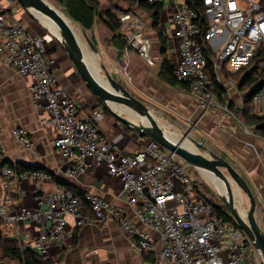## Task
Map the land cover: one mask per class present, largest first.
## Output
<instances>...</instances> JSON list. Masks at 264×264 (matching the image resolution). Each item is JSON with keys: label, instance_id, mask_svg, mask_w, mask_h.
<instances>
[{"label": "built area", "instance_id": "built-area-1", "mask_svg": "<svg viewBox=\"0 0 264 264\" xmlns=\"http://www.w3.org/2000/svg\"><path fill=\"white\" fill-rule=\"evenodd\" d=\"M156 1L170 2L174 8L162 30L177 41L175 80L187 86L203 112L221 109L224 115L232 114L227 104L229 89L237 88L239 81L232 76L226 78L223 72L249 68L254 56L264 52V0H202L203 12L187 0L150 3ZM120 19L126 46L124 62L127 52L136 49L153 64L152 42L144 34L143 18L129 10L122 12ZM0 63L30 78L32 103L36 110H47L48 121L57 131L54 147L70 162L67 175L81 174L90 159L105 164L120 178V195L132 206L136 220L133 222L116 202L98 193L86 192L79 197L61 184L52 192L36 191L34 208H14L16 180L52 182L55 178L45 170L19 173L8 164L0 165V221L16 236L22 222L43 224L31 250L46 254L52 246L73 238L76 228L88 222L113 220L129 238L130 246L142 252L155 249L151 232L159 233L158 264H258L253 243L244 230L232 216L216 215L215 204L197 190L188 162L176 161V154L155 141L133 154L118 151L97 125L104 117L101 106H96L90 116L79 117L78 102L53 70L56 58L47 54L46 37L32 35L20 23L8 24L6 7L1 4ZM259 69H264V60ZM217 85L223 88L220 97L227 100L225 104L215 91ZM248 106L254 112L264 108V86L251 96ZM248 129L256 131L254 126ZM12 133L20 144L32 149L33 140L26 129L15 128ZM3 159L0 146V163ZM69 216L74 219L71 228Z\"/></svg>", "mask_w": 264, "mask_h": 264}, {"label": "crops", "instance_id": "crops-1", "mask_svg": "<svg viewBox=\"0 0 264 264\" xmlns=\"http://www.w3.org/2000/svg\"><path fill=\"white\" fill-rule=\"evenodd\" d=\"M99 1L101 8L108 7V3L103 5L102 0ZM0 4L6 7L8 24L20 23L32 35L46 37L47 54L56 58L53 70L60 84L78 102L79 117L86 118L96 106H101L104 117L97 125L118 151L133 154L150 144L152 140L135 129L141 119L138 112L121 100L108 99L97 93L78 73L61 43L54 44V37L58 33L50 24V20L18 0H0ZM173 9L172 3H164L161 28L168 24ZM131 10L137 12L144 20V34L152 42L153 64H149L136 49L127 52L124 62L125 48L119 49L117 41H113L114 33L99 16L90 29L75 21L68 11V19L64 20L73 32L83 58L101 84L107 85L106 74H110L140 101L160 128H165L175 137L190 132L193 138L204 143L235 168L255 197V216L264 233V131L248 129L251 125L243 120L241 111L245 106L246 92L239 84L237 88L229 89L230 102L224 98L222 104L227 102L234 111L232 114L224 115L221 109L203 112L186 85L178 83L175 78L174 83L166 79L165 60L173 66V62L178 58L176 39L166 37L167 48L164 51L151 17L138 7ZM52 27L57 34H54ZM121 36L123 38V30ZM121 62L125 67L124 71L120 67ZM30 82L29 77L22 76L14 68L0 63V146L4 159L18 166V169L37 168L35 170L48 171L64 180L73 191L81 193V196L86 192L98 193L116 202L121 211L135 222L132 206L120 195V178L112 175L105 164H97L90 159L81 174L76 177L67 175L70 162L63 159L55 149L57 131L48 121L47 110H36L34 107L28 92ZM219 91L222 92L221 89ZM257 114L263 115L264 108ZM15 128L27 130L33 140L32 149L25 148L13 136L12 131ZM195 182L199 186L197 190L205 195L199 185L201 183ZM58 185L56 178L52 182L30 178L16 180L13 186L14 208L23 205L34 208L36 191L43 189L52 192ZM232 185L235 184L229 186L230 191ZM243 203L249 208L247 196ZM67 221L70 228L74 226L72 216H69ZM42 225L33 221L22 222L18 225L17 236L7 228L4 239L16 240L20 249L25 251L30 249V245L43 230ZM151 233L155 239V249L142 252L130 246L129 238L116 221L88 222L76 228L74 237L68 238L63 244L52 246L46 254L36 253L51 264H158L160 234L155 231ZM254 254L258 264H264V257L255 248ZM0 264L21 263L6 256L0 247Z\"/></svg>", "mask_w": 264, "mask_h": 264}, {"label": "water", "instance_id": "water-1", "mask_svg": "<svg viewBox=\"0 0 264 264\" xmlns=\"http://www.w3.org/2000/svg\"><path fill=\"white\" fill-rule=\"evenodd\" d=\"M21 4L31 7L41 12L55 26L60 43L72 60L78 73L84 80L100 95L108 99H118L132 106L140 116V122L135 125V129L143 136H147L152 141L159 143L162 147L180 156L189 164L196 166L205 172L208 179L214 184L222 202L228 208L231 216L236 223L244 230L253 243V246L264 257V233L255 216L256 201L255 197L244 178L235 168L222 156L208 148L204 143L185 133L180 140L174 141L161 133L158 126L149 112L144 108L140 101L134 97L130 91L110 74H106L107 85L101 84L94 76L91 67L83 58L74 34L67 22L43 0H18ZM189 139L195 148L184 146V142ZM201 151H204L202 153ZM222 169H226L224 174ZM236 184L247 196L249 208L242 211L234 203L230 194L229 186ZM221 188V190L219 189Z\"/></svg>", "mask_w": 264, "mask_h": 264}, {"label": "trees", "instance_id": "trees-1", "mask_svg": "<svg viewBox=\"0 0 264 264\" xmlns=\"http://www.w3.org/2000/svg\"><path fill=\"white\" fill-rule=\"evenodd\" d=\"M67 9L70 16L78 21L84 28L90 29L93 27L96 21V17L99 16L105 25L114 33L113 41H117L118 47L120 50H123L125 46V40L122 38L121 33L123 30V24L120 19V15L122 12L129 11L133 8V6L138 7L142 11H145L152 19V23L154 29H156L159 39L161 41L163 50L166 51L167 48V38L163 34V30L160 27L161 14L164 9V3L160 1H156L154 3H150V0H120L127 3H130L132 7H119L117 4L110 5L106 8H101V4L99 0H59ZM190 5H192L199 12H203L202 0H187ZM109 2V1H108ZM119 13V14H117ZM203 42V41H202ZM205 45V42H204ZM264 60V52H258L251 61V66L249 68H242L241 70L232 73L224 71V75L226 78L232 76L238 79L239 87L241 89H246L245 96V106L241 111L243 120L245 123L254 126L256 131H264V114L259 115L254 112L249 106V100L251 96L256 93L259 89L264 86V69H259L260 62ZM164 72L166 73V79L174 83L173 76V66L166 59L164 63ZM215 76V74H214ZM219 89L223 90L222 87L218 86L215 88L216 93L219 96V99L223 101L220 97ZM10 165L17 170V172L21 173L25 170H35L37 168H28V169H18V166H15L11 162H8L6 159H3L0 165ZM56 181L64 186L67 189H71V187L59 177H56ZM73 191V190H72ZM79 197L81 193L73 191ZM213 202V200L211 199ZM214 203V202H213ZM215 204V212L218 216H224L225 218L231 219V214L222 206H218ZM7 233V227L4 225L2 221H0V247L5 251L6 256L12 259H17L21 264H51V262L42 259L36 252L31 249H27L22 251L18 246V243L14 239H4V235Z\"/></svg>", "mask_w": 264, "mask_h": 264}, {"label": "rangeland", "instance_id": "rangeland-1", "mask_svg": "<svg viewBox=\"0 0 264 264\" xmlns=\"http://www.w3.org/2000/svg\"><path fill=\"white\" fill-rule=\"evenodd\" d=\"M45 1H47L46 3H48L53 9H55L56 11H59L58 13L61 16L64 17L63 19H65V20L68 19V17H67L68 16L67 9H66V7L59 0H45ZM102 2H103V5H107V3H108V6H109V3L112 6L115 5V4H117V6L123 7V8H127V7H132L133 6V5L131 6L130 3H127V2H124V1H120V0H102ZM133 8H135V6H133ZM117 14H119V13H117ZM148 23H149V21H147V24ZM53 31L55 32L54 34H57L54 28H53ZM54 38H55V43L54 44H56V43H59L60 44V37H59V35L58 34L55 35ZM120 67L122 68L123 71L125 70V67L123 65V62H121ZM242 90L244 92L247 91L246 89L245 90L242 89ZM184 134L182 133V134H180L179 137H176L177 140H180L181 138H183L184 137ZM184 146L190 147V148H195V146L192 144V142L189 139H187L184 142ZM201 152L204 153V151H201ZM174 159L176 161L183 162V159L180 156H178V155H176ZM189 169H190V173H191L192 179L195 180V181H197V182H199V183H201L199 185L204 190L203 191L201 189L202 192L205 193V195H207L210 199H212L213 202L216 203V205H219L220 204L219 206H222V207H224L225 209L228 210V208L226 207V205L220 199L216 187L207 178V176L205 175V172L199 170L196 166H193L191 164H190ZM222 171L226 173V169H222ZM230 194L232 196V199H233L234 203L238 206V208L240 210L246 211L248 209L247 206L245 205V203H243V199L246 198V195L243 193V191L240 192V189H239V187L236 184L235 185H232V189L230 191ZM228 212H229V210H228ZM257 252H259V251L257 250Z\"/></svg>", "mask_w": 264, "mask_h": 264}, {"label": "bare ground", "instance_id": "bare-ground-1", "mask_svg": "<svg viewBox=\"0 0 264 264\" xmlns=\"http://www.w3.org/2000/svg\"><path fill=\"white\" fill-rule=\"evenodd\" d=\"M59 12V11H58ZM60 15V14H59ZM61 16V15H60ZM63 17V16H61ZM64 18V17H63ZM49 20V19H48ZM50 22V21H49ZM52 24V23H50ZM53 25V24H52ZM53 27L55 28V26L53 25ZM56 29V28H55ZM57 31V30H56ZM58 33V32H57ZM59 35V34H58ZM159 130L161 131V133H163L164 135H166L168 138H170L171 140L177 141V138L174 136V134H172L170 131L166 130L165 128H159ZM221 190V188H219Z\"/></svg>", "mask_w": 264, "mask_h": 264}]
</instances>
